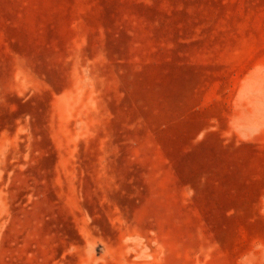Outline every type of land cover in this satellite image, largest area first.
<instances>
[{
	"label": "rangeland",
	"instance_id": "374dc122",
	"mask_svg": "<svg viewBox=\"0 0 264 264\" xmlns=\"http://www.w3.org/2000/svg\"><path fill=\"white\" fill-rule=\"evenodd\" d=\"M0 264H264V0H0Z\"/></svg>",
	"mask_w": 264,
	"mask_h": 264
}]
</instances>
